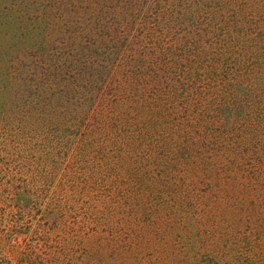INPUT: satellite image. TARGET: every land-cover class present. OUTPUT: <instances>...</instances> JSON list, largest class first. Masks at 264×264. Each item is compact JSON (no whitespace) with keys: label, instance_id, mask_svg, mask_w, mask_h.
Listing matches in <instances>:
<instances>
[{"label":"trees","instance_id":"16d2710c","mask_svg":"<svg viewBox=\"0 0 264 264\" xmlns=\"http://www.w3.org/2000/svg\"><path fill=\"white\" fill-rule=\"evenodd\" d=\"M228 1L0 0V264L38 260L19 237L64 213L52 178L107 161L113 115L140 120L132 101L187 100L192 129L220 145L260 139L264 21Z\"/></svg>","mask_w":264,"mask_h":264},{"label":"rangeland","instance_id":"374dc122","mask_svg":"<svg viewBox=\"0 0 264 264\" xmlns=\"http://www.w3.org/2000/svg\"><path fill=\"white\" fill-rule=\"evenodd\" d=\"M242 1L252 24L264 21V0H229L231 11ZM254 74L264 85V67ZM126 109L140 120L113 115L107 161L64 165L70 174L52 178L64 213L19 237L21 250L37 249L33 264H264V131L226 146L192 129L187 100Z\"/></svg>","mask_w":264,"mask_h":264}]
</instances>
